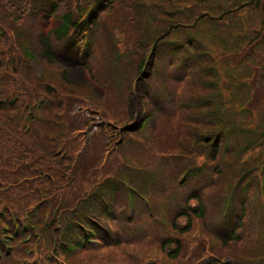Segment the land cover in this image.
<instances>
[{"label": "trees", "instance_id": "16d2710c", "mask_svg": "<svg viewBox=\"0 0 264 264\" xmlns=\"http://www.w3.org/2000/svg\"><path fill=\"white\" fill-rule=\"evenodd\" d=\"M120 1L131 2L132 15L118 25L111 16ZM244 9L262 15L256 27ZM48 17L59 18L61 25L44 38L38 23ZM194 20L195 28L211 25L206 42L187 34L195 30ZM99 28L110 38L101 75H95L106 90L104 99L69 80L58 64L61 57L80 56L73 63L93 74V54L86 58ZM116 32L122 34L121 44L112 37ZM49 37L59 42L57 50ZM226 38L227 50L239 58L248 45L264 51V0H0V246L10 235L13 249L0 264H160L151 255L162 251L177 259L183 241L176 234L190 231L194 218L203 221L209 235L229 227L230 237L210 240L207 264H230L226 256L237 264H264L263 230L253 249L240 253L236 248L245 221L259 217L264 225V100L255 103L252 93V76L264 61H251L254 52L242 61L226 58L221 64L231 61L233 75L228 73L231 81H219L214 52L226 50ZM36 53L57 70L55 85L45 70L35 75ZM143 67L151 70L143 75ZM38 81L50 91L39 105L26 86ZM135 83L140 115L154 113L156 121L130 132L125 126L133 120L128 109ZM61 85L80 88L100 109L81 128L72 130L57 113L62 100L52 99V88L64 89ZM97 113H103L99 131L106 147L96 165L83 169L76 155ZM176 114L182 118L172 138L175 146L164 151L170 139L165 145L160 129ZM106 154L110 158L101 167ZM98 169L101 174L93 175ZM210 199L216 203L207 207ZM208 209L216 212L205 220ZM160 220L167 221L166 231ZM149 237L159 242L147 241L146 250L141 246L135 255L127 251Z\"/></svg>", "mask_w": 264, "mask_h": 264}, {"label": "rangeland", "instance_id": "374dc122", "mask_svg": "<svg viewBox=\"0 0 264 264\" xmlns=\"http://www.w3.org/2000/svg\"><path fill=\"white\" fill-rule=\"evenodd\" d=\"M232 2L237 3V0H231ZM121 2V1H120ZM131 2L126 1L122 4L118 2L117 5V9L115 11V14H112L111 18L117 19V23L118 25L121 22H125L127 23V19L129 18V16L127 15L130 14L132 15V12L130 10H132L131 8ZM245 10V9H244ZM245 12L250 15V20L251 23L253 24L254 27H256L258 25V21L259 19H262V15L260 13H256L254 11H247L245 10ZM222 16L219 17V19ZM197 20H194V22L191 24V26L194 27V25L196 24ZM123 23L124 28L127 27L126 24ZM61 25V21L59 20V18H53V17H48L46 20H40L38 23V30L40 33L43 34V37L45 38L46 34H48L51 30L58 28ZM196 27V26H195ZM194 27V28H195ZM192 28V29H194ZM212 30V27L209 23L205 24L204 23H200L197 28H195V30H190L188 31V35H197L198 38L200 40H203L204 42H206V38H204V34L206 31H210ZM221 29H218L216 36L219 37V33H220ZM235 31H237L238 29H234ZM103 29L99 28L97 31H95L94 34V43L92 45V50L95 47V49L89 54V56L86 58L88 59L91 54H93L92 56V68L94 69V73L91 74V72L89 70H85L82 68L81 65L73 63L76 61H81L82 58L80 56H73V57H69V58H63L61 57L60 62L58 63L61 68L65 69L67 75L66 77L71 80L74 83L83 85V87H87V89L92 90V93L97 96L100 97L102 99H104L106 97V90L102 84V82L100 83L97 79L98 75H101L102 72V65H103V61L107 58V54L109 52V43L108 41L110 40L109 37H107L105 34L102 32ZM127 33L129 34V31H127ZM98 37V38H97ZM112 37H115V39L117 40L118 44H121L123 41L122 38V34H120L119 32H116ZM222 37H224V35H222ZM49 39L51 40V42L53 43L55 50L58 49V44L59 42H55L54 39H52V37H49ZM109 39V40H108ZM79 40H81V38H79ZM34 43L36 44L37 48L42 50V43L39 42V40H37V38H35ZM96 43V46H95ZM227 46V48L225 47ZM252 47H249V45L245 48L246 51H244V55L241 56V58H239V55H233L231 52H229L228 50H230L231 48V44H230V39L226 38L224 41V47L226 48V50H215L214 52V56L216 57V66L218 67L217 71L219 75V81L224 82L225 78L226 80L229 77V80L231 81V76L233 75L232 73V62L228 61V63L226 64H221V61L224 62L226 58L230 59H234L236 61H242L249 53L252 55L253 52L256 50V44H252L250 45ZM254 48V49H253ZM228 49V50H227ZM244 50V48H243ZM254 57L251 59V61L253 59L255 60H261L264 61V51L262 52H254ZM40 59V60H39ZM71 64V65H68ZM33 69H34V73L35 75H39L42 76L43 70H45L49 76H50V81L51 83L55 85V81H54V77L57 74V70H55L52 65H48V67H46L45 63L43 62V57H36V59L33 60L32 63ZM264 66V64H263ZM261 67L260 69H255L254 72V77L253 78V84H254V88H252V93L254 95V101L255 103L258 101H262L264 100V67ZM146 70H151V67H147ZM228 73L231 74V76H228ZM98 74V75H97ZM97 77H96V76ZM227 76V77H226ZM17 84H19V77L17 78ZM251 84V83H250ZM60 85V84H59ZM27 88L30 90V92H32L37 100H41V98H45V95H48L46 91V83L44 85H41V83L38 81L36 82L34 85H26ZM64 89L62 88H52V92H56L55 95L52 96V99H54L56 102L61 101V105L60 103H58L59 107L57 109V113H60L65 121L68 123V125L70 126V128L73 129H77V128H81L82 125L88 121L91 118V114H95V112L97 110H100L97 106H95L94 104H92L90 101H86L85 97L82 96L83 92H80V88L78 89H73L70 88L68 86L65 85H61ZM19 85L16 86V89H18ZM133 90H134V86H133ZM243 94V93H242ZM134 96V94H133ZM36 100V101H37ZM253 102V104H255ZM130 103H129V115L132 116L131 112H130ZM121 110H117L116 113L120 112ZM179 113V112H178ZM99 114V115H98ZM264 114V111H262V115ZM98 118H97V122L99 123L103 113H97ZM100 118V119H99ZM115 118V117H114ZM182 117L178 116L176 114V117H172L169 115V117L167 116V120L163 121L160 132L162 133L163 138L165 139V145L169 144L168 139H170V144H169V148L167 149H162L164 151L170 149L171 147H174L175 145H173L172 142V138L176 133V137H177V128H178V121H180ZM116 120V118H115ZM118 122V121H117ZM102 123V121H101ZM183 124V122H182ZM97 125V124H96ZM91 137H90V143L88 145V147H86V151L83 152V155L80 157V164L82 165L81 167L83 169H87L92 165H96L98 163V159L102 156L103 150L106 147V139L104 136V132L101 131L100 134L96 132V129L94 127V125L91 126ZM110 127H108L109 129ZM179 131V130H178ZM179 135V133H178ZM162 141V146H163V140ZM160 146H161V142H160ZM83 144H81L79 151L80 154L83 151L82 149ZM159 147V144H158ZM159 150L162 151L159 147ZM112 156L118 157L117 154H112ZM111 156V157H112ZM152 156H150L151 158ZM155 157V156H154ZM110 158V157H109ZM108 157H106L107 161L109 160ZM151 161V160H150ZM104 162V158L102 159L101 163ZM100 163V164H101ZM99 166V165H98ZM107 169V168H106ZM99 170V169H98ZM105 171V170H104ZM103 171V172H104ZM99 175L101 174V170L97 171L95 170L93 175ZM104 174V173H102ZM184 179L182 178V181ZM181 181V180H180ZM183 183V182H182ZM182 190V188H181ZM182 195V193L180 194ZM261 198H263V195L261 196ZM182 201V198H181ZM212 201H214L213 199H210V201L207 203V207H211L212 205H214L215 203H213ZM194 203L196 204V202L191 201V204L194 205ZM253 205H255V203H253ZM174 206L171 207L172 210H174ZM251 211V210H250ZM250 211L247 210V213H250ZM216 212V210H210L208 209L206 216H205V220L207 219H211L212 217H208L212 214H214ZM216 215V214H215ZM249 216H247L248 218ZM161 218V217H160ZM166 218V217H165ZM167 219V218H166ZM204 220V221H205ZM187 222V219H185V217L182 218L181 220V225L182 228L185 227ZM167 221L164 220H160L159 225L161 226V229L166 231L167 230ZM191 230L188 232H182L181 233H177V240H180L182 243V248H181V252H180V256L177 259H170L168 258L162 251H159V248L155 249L154 251H151V249L148 248V252L149 253H153V252H158V254H150L151 257L149 259L155 261V262H159L160 264H194L193 259H197V258H201L202 263L204 262L203 260L207 261L206 257L212 258L211 256H207L208 251L210 250V240H224L227 238L226 234L227 231L229 229L228 228H224L226 229V231H222L220 230V232L218 230L216 231H211L210 235L206 232V228L203 224V221L199 218H194L192 219L191 222ZM246 224V229L243 231L244 234L242 233V242L240 244H236V248L237 251L239 250L240 253H243L244 251H247V248H251L253 249L252 246H257L259 243H261V241H259V238L261 236L260 232L263 233L264 231V225L259 221V217H257V221L254 219H251L249 222L245 221ZM260 227H259V225ZM258 225V226H257ZM263 230V231H262ZM232 240V239H231ZM152 242V241H157L159 242V239H157V237H149L147 240H143L140 242H136L133 243V247L130 249H128L127 251H130L131 253H133V255H135L138 250L140 249L141 246H144L146 250V246L145 243L146 242ZM231 245V244H230ZM98 246V245H96ZM95 247V246H93ZM138 256H142V253ZM139 257V258H140ZM36 258V256L33 257L34 260ZM223 259H225L227 262H229L230 264H237L236 259L235 258H230L229 256L223 257ZM120 261L119 259H115L114 262ZM201 261L199 264H201ZM35 262V261H34ZM34 262L32 264H34ZM154 262V263H155ZM146 264H150L149 261H146Z\"/></svg>", "mask_w": 264, "mask_h": 264}]
</instances>
